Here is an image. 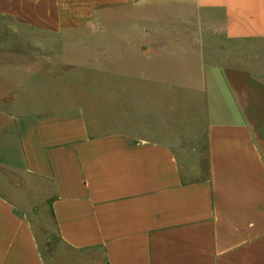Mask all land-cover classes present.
Segmentation results:
<instances>
[{
  "label": "crops",
  "instance_id": "1",
  "mask_svg": "<svg viewBox=\"0 0 264 264\" xmlns=\"http://www.w3.org/2000/svg\"><path fill=\"white\" fill-rule=\"evenodd\" d=\"M169 7L194 76L105 69L158 55L155 34L127 59L75 41ZM240 43L264 51V0H0V264H48L47 216L51 259L264 264V71L204 57Z\"/></svg>",
  "mask_w": 264,
  "mask_h": 264
},
{
  "label": "rangeland",
  "instance_id": "2",
  "mask_svg": "<svg viewBox=\"0 0 264 264\" xmlns=\"http://www.w3.org/2000/svg\"><path fill=\"white\" fill-rule=\"evenodd\" d=\"M124 12L126 14V11H118L108 15V17L104 18L103 20H99L97 22V28L99 31L96 34H86L85 36L76 34L75 41L77 43L88 41L93 44L97 42L98 45H102L103 43L108 48L107 50L104 49L102 57H107L108 59H116L120 57V59H123L126 57H122L124 52L121 51L122 43L129 42L139 46H144L155 40V37L153 36V34H155L156 38L159 39L163 44L158 55L155 56L152 54L147 58H139V62L133 67L123 65L119 66L122 63L121 62L118 66L107 64L105 69L112 74H166L171 75L172 78L180 74H187L189 76H194L197 74L198 68L196 67V61L200 58L199 55L202 54V51H189L188 55L185 56L184 51L181 55L180 53H177L179 51L175 52V50L170 49L171 47L173 48V45L175 46L176 44L180 43L188 45V42L185 41L186 36L175 33V27H173L174 25L178 24L176 19H178L177 17H179V14L182 13V11L170 7L163 9L160 8L154 10L153 12L145 11L144 15H134L132 17L130 15V17H126ZM100 28H102V32L100 31ZM151 31L152 34L150 33ZM178 41L180 42L178 43ZM196 52L197 57L193 55L196 54ZM207 52L209 54H207ZM212 52L216 53V55L221 54V57L234 54V59L237 65L240 64V61L243 59H248V62L255 64L256 69L264 71V55L261 56L259 54L260 52L263 54L264 51L254 49L252 46H245L240 43L236 45L232 51L218 49L205 51V53L203 51L205 61L211 59ZM126 55L127 53H125V56ZM93 56L96 57L95 55ZM127 56H131L130 51ZM170 94L173 102V117H175L174 112H176V110L179 108V105L176 104L179 103L180 98L178 97V93L174 90H172ZM77 100L81 101L82 99ZM193 105L194 107L196 106L195 103ZM44 222V224L41 223V225H35V233L41 248V252L43 253L47 263L82 264L80 261H76L73 258L65 256L51 259V253L54 248V226L48 216L47 220Z\"/></svg>",
  "mask_w": 264,
  "mask_h": 264
}]
</instances>
